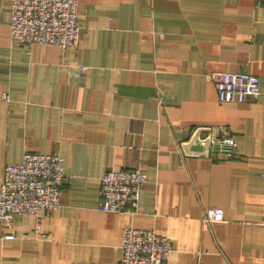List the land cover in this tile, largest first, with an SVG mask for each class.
Wrapping results in <instances>:
<instances>
[{"label":"crops","instance_id":"obj_1","mask_svg":"<svg viewBox=\"0 0 264 264\" xmlns=\"http://www.w3.org/2000/svg\"><path fill=\"white\" fill-rule=\"evenodd\" d=\"M77 2L64 50L12 43L0 0V184L26 152L59 154L65 175L57 209L0 223V264H119L128 226L169 239L163 264H264V0ZM225 72L258 95L220 102L208 77ZM197 129L206 156L183 150ZM109 169L144 171L133 211L98 210Z\"/></svg>","mask_w":264,"mask_h":264},{"label":"built area","instance_id":"obj_2","mask_svg":"<svg viewBox=\"0 0 264 264\" xmlns=\"http://www.w3.org/2000/svg\"><path fill=\"white\" fill-rule=\"evenodd\" d=\"M77 9V0H11L10 41L25 46L72 48L79 39ZM208 78L214 81L220 102H243L259 93L258 77L246 72H225ZM214 143L231 155L234 142L230 137ZM64 183L59 154L24 153L20 163L5 166L0 184V223L9 225L14 214L38 216L43 210L57 209ZM145 183L141 169H109L100 179L98 210L133 211ZM222 221L219 208L208 209L203 217L204 223ZM259 225L264 226V212ZM170 252L169 239L157 235L153 228L128 226L123 231L119 264H163Z\"/></svg>","mask_w":264,"mask_h":264},{"label":"water","instance_id":"obj_3","mask_svg":"<svg viewBox=\"0 0 264 264\" xmlns=\"http://www.w3.org/2000/svg\"><path fill=\"white\" fill-rule=\"evenodd\" d=\"M201 131L202 129H197L190 137V139L182 145L185 153L198 156L208 155V151L212 145L211 140L210 137L201 138ZM213 147L221 149L219 145H215Z\"/></svg>","mask_w":264,"mask_h":264}]
</instances>
